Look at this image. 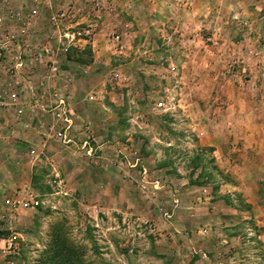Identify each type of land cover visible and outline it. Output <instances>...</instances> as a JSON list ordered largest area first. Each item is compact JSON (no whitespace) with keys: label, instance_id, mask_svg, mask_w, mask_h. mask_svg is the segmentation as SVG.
<instances>
[{"label":"rangeland","instance_id":"374dc122","mask_svg":"<svg viewBox=\"0 0 264 264\" xmlns=\"http://www.w3.org/2000/svg\"><path fill=\"white\" fill-rule=\"evenodd\" d=\"M214 1L196 11L106 0L95 51L61 58L44 96L36 74L31 94L0 106V142L16 149L8 154L20 188L41 200L21 225L15 264H44L57 235L79 245L86 264H264V220L237 186L242 139L224 154V138L214 147L202 135L257 80L264 7ZM116 30L127 43L119 55L108 42ZM4 75L0 67V83ZM63 93L74 118L68 145L35 132L51 133L47 109Z\"/></svg>","mask_w":264,"mask_h":264},{"label":"built area","instance_id":"2783aa9c","mask_svg":"<svg viewBox=\"0 0 264 264\" xmlns=\"http://www.w3.org/2000/svg\"><path fill=\"white\" fill-rule=\"evenodd\" d=\"M104 1L0 0V61L5 74L0 83V106L19 103L24 88L28 87L31 94V82L36 74H41L38 86L43 89L44 96V88L49 90L48 83L60 71L61 58L67 60L71 50L95 51L96 35L103 22L102 9L106 7ZM194 1L175 0V3L189 9ZM40 25L46 30L42 31ZM123 35L118 30L108 34L110 48L117 55L127 49ZM69 97L63 93L54 98L55 103L47 109L52 116L48 127L51 133L40 125L35 131L38 137L46 135V139L52 138L65 145L72 141L69 131L74 118ZM31 102L37 106V99ZM41 154L34 155V161H42ZM40 203L27 183L15 194L0 193V264H15L14 258L20 249L17 229L20 215L24 211L37 210Z\"/></svg>","mask_w":264,"mask_h":264},{"label":"crops","instance_id":"0c3cea01","mask_svg":"<svg viewBox=\"0 0 264 264\" xmlns=\"http://www.w3.org/2000/svg\"><path fill=\"white\" fill-rule=\"evenodd\" d=\"M149 1L151 9H155L157 6H160V9H162L166 4L165 0ZM210 1L213 6L217 5L215 4L216 1ZM221 1L224 3L227 2V0ZM253 2L258 9L264 7V0H253ZM205 4L206 0H197L191 8L198 11L200 8L205 7ZM237 4L239 7L242 6L241 8L248 7V5L251 4V0H239L236 5ZM2 65L0 61V67H2ZM253 74H257V80L251 79L247 82V93H243V97L238 100L239 102H227V106L221 109L217 116L212 118L214 122H216V120L217 122H221L223 119L224 122H222V126L219 127L220 124H218L216 129H208L207 132H202V135L208 138L210 141L209 145L214 147L215 145L217 147V141L220 142L221 138H224L222 140L224 145L220 147L224 154L227 153L230 148L231 150L233 149L232 147L228 148L230 144L233 145V141L230 140L234 137L242 139L240 140V144H242L244 148L239 147L238 150L243 154L244 152L247 153L248 156L245 155L243 160L238 163L239 182H237V186L240 187L242 192L241 196L245 202L251 204L252 215L264 220V79L260 78L264 75V65L260 64L253 71ZM254 90H259L260 92L256 94L255 98L252 97L254 92H251ZM240 100L244 106L242 110L238 109ZM237 121H241L242 124L239 126L236 124ZM22 137L24 138V136ZM224 140L226 142H224ZM9 148L10 147L4 145L3 141L0 142V193L3 192L8 195L18 192L21 186V177L18 178L17 176L19 173H15V170H13V156L8 154L9 152L14 154L16 149L12 147V149L9 150ZM213 152L216 153L217 149H214ZM251 156L256 159H251ZM17 170L20 171L21 169L17 168ZM7 172H9V174L11 173L13 178H9ZM28 211H24L20 215V221L17 224L18 230H21V225L27 213H29ZM233 212L235 211L233 210ZM244 217L245 216H243V218ZM260 225L263 226L264 221H261ZM262 238L264 240V235Z\"/></svg>","mask_w":264,"mask_h":264},{"label":"trees","instance_id":"16d2710c","mask_svg":"<svg viewBox=\"0 0 264 264\" xmlns=\"http://www.w3.org/2000/svg\"><path fill=\"white\" fill-rule=\"evenodd\" d=\"M86 49L88 50V48ZM81 51L71 50L69 51V56L74 52ZM55 237L51 248H48L43 252L44 264H86L84 253L79 245L75 246L74 244L66 243L60 235Z\"/></svg>","mask_w":264,"mask_h":264}]
</instances>
